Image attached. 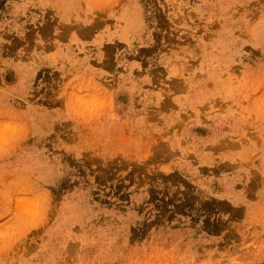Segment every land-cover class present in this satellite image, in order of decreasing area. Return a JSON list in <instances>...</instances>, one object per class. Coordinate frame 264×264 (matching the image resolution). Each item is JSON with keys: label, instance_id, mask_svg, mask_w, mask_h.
<instances>
[{"label": "rangeland", "instance_id": "374dc122", "mask_svg": "<svg viewBox=\"0 0 264 264\" xmlns=\"http://www.w3.org/2000/svg\"><path fill=\"white\" fill-rule=\"evenodd\" d=\"M0 264H264V0H0Z\"/></svg>", "mask_w": 264, "mask_h": 264}]
</instances>
